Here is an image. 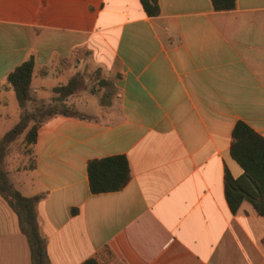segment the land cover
Returning <instances> with one entry per match:
<instances>
[{"label":"crops","instance_id":"1","mask_svg":"<svg viewBox=\"0 0 264 264\" xmlns=\"http://www.w3.org/2000/svg\"><path fill=\"white\" fill-rule=\"evenodd\" d=\"M61 2L50 25L35 0H0L2 89L31 56L32 83L55 81L52 103L80 81L63 104L82 117L42 124L30 165L3 163L23 196L42 197L49 264H264V218L248 202L233 213L225 195L226 173L244 174L231 156L236 124L264 138V0L219 12L210 0H158L157 16L140 0ZM32 89L29 103L42 104ZM119 155L130 182L93 194L88 163ZM0 264H32L1 195Z\"/></svg>","mask_w":264,"mask_h":264},{"label":"trees","instance_id":"2","mask_svg":"<svg viewBox=\"0 0 264 264\" xmlns=\"http://www.w3.org/2000/svg\"><path fill=\"white\" fill-rule=\"evenodd\" d=\"M148 16H157L160 12L158 0H140ZM215 11H232L236 0H210ZM33 56L16 67L6 77L16 96L21 110L19 122L0 138V195L18 216L19 225L25 235L31 252L32 264H49L46 241L40 232L37 205L41 196L25 197L13 185L3 163L7 155V145L14 142L25 131V143L32 146L36 142L37 131L45 122L56 116L82 117L81 114L63 104L70 95L75 94L80 81L74 77L65 85L54 89L58 94L54 104H41L36 113L28 112L27 105L32 101L31 84L35 70ZM105 84L107 82H104ZM2 86L0 84V91ZM105 104V98H101ZM61 105V107H59ZM30 122H33L29 126ZM231 156L243 169L239 179L225 175V195L233 213H237L243 202L252 205L258 215L264 218V138L239 121L232 134ZM90 190L93 194L117 192L128 185L131 180V169L124 155L91 160L88 163ZM83 264H99L91 258Z\"/></svg>","mask_w":264,"mask_h":264},{"label":"rangeland","instance_id":"3","mask_svg":"<svg viewBox=\"0 0 264 264\" xmlns=\"http://www.w3.org/2000/svg\"><path fill=\"white\" fill-rule=\"evenodd\" d=\"M35 2L36 7L42 11L40 13V16L43 23L52 25V12L53 10L61 6V0H35ZM45 32L50 33L51 31ZM54 83L55 81L52 79V76L45 78L35 77L32 83V92L34 96L38 97V99L43 101V103L45 104H54V102L52 103L51 90ZM93 100L95 101L96 98L94 97ZM59 107H61V105H59ZM38 108H41V103H29V105L27 106V111L36 113ZM0 115H9V118L0 119V130H9L20 120L18 102L13 89L9 85H6V88H3L0 91ZM32 124L33 122H30L29 126H31ZM25 134L26 131L22 135H20L14 142L7 145V155H9V158H18V161H12L13 165L26 164L28 166L31 164L32 159L30 145H26L25 143ZM10 163L11 161H9V164Z\"/></svg>","mask_w":264,"mask_h":264}]
</instances>
